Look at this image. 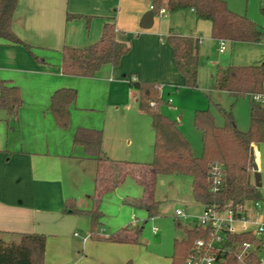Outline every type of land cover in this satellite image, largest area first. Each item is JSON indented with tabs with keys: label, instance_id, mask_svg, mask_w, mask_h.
<instances>
[{
	"label": "crops",
	"instance_id": "obj_1",
	"mask_svg": "<svg viewBox=\"0 0 264 264\" xmlns=\"http://www.w3.org/2000/svg\"><path fill=\"white\" fill-rule=\"evenodd\" d=\"M149 11V0H19L13 31L32 47L38 59L24 47L0 40V79L17 86L23 100L16 119L9 120L8 113L0 109V232L45 235L43 264L131 261L133 250L127 245L133 243L95 239L91 221L89 226L83 218L87 216L64 210L67 200H74L80 210H90L95 203V197L89 196L94 200L91 207L77 205L88 192L81 187L84 182L91 180L95 188L98 167L97 161L87 157L85 148L75 144L77 130L102 131L104 153L118 161L113 158L122 150L121 145L106 133L113 112L125 107L140 124L147 115L139 108L138 92L130 82L159 86L183 82L167 37L199 38L169 32L163 39L155 14L151 28L144 29L142 21ZM179 12L189 19L198 18L192 10ZM107 21L115 23L117 38L131 48L119 66L104 65L91 78L63 74V49L95 44ZM148 55L151 62L146 60ZM62 88L77 91L66 129L57 124L51 111V98ZM119 98H123L122 103H117ZM252 148L257 149V144ZM103 220L104 214L101 225ZM118 231L97 235L107 238ZM135 264L150 263L139 258Z\"/></svg>",
	"mask_w": 264,
	"mask_h": 264
},
{
	"label": "trees",
	"instance_id": "obj_2",
	"mask_svg": "<svg viewBox=\"0 0 264 264\" xmlns=\"http://www.w3.org/2000/svg\"><path fill=\"white\" fill-rule=\"evenodd\" d=\"M19 0H0V40L10 45L24 47L33 56L32 47L21 40L13 31V21ZM153 13L158 16L161 9L167 14L180 10H192L195 15L211 23V34L215 40L230 42H261L263 30L246 16L231 11L224 0H149ZM264 15V7L261 9ZM75 17V16H72ZM167 42L173 50L175 65L188 87H197L200 39L170 35ZM131 48L117 38L113 21L104 24L100 40L81 47H65L62 53V72L65 75L91 78L104 66H119L122 58ZM38 59V57L35 56ZM215 87L235 98L263 94L264 63L254 66L218 67ZM130 86L138 92L141 111L151 118L155 133L154 159L152 163L140 165L125 161H113L103 151V134L100 130L79 128L75 144L85 148L87 157L98 163L95 182V203L90 210L76 208L74 200H67L65 212L89 217L91 236L116 243L138 244L141 228L128 227L107 238L96 234L101 226L100 203L105 193L117 189L132 175L142 187V197L127 200V203L143 209L149 217L157 214L159 203L155 199L159 174L188 176L193 180V194L197 203L206 207L216 204L220 208L229 204H245L260 197L251 170L254 144H264V105L251 102L250 129L241 131L231 112L219 108L225 119L224 126L216 125L214 117L207 110L195 113V126L202 134L203 154L194 156L191 146L182 134L179 123L160 111L163 99L160 86L154 83L132 80ZM77 100V91L70 88L57 90L51 98V111L61 128H68L69 109ZM23 104L20 89L10 81L0 79V109L5 110L9 120L16 119ZM221 172L218 190L212 192L213 166ZM188 238L175 242L172 264H184L192 251L194 241L207 237V231L198 225L187 230ZM46 236L43 234H16L0 232V264H43L46 252ZM236 242H252L260 245V239L250 235H237ZM125 264H132L128 261Z\"/></svg>",
	"mask_w": 264,
	"mask_h": 264
},
{
	"label": "rangeland",
	"instance_id": "obj_3",
	"mask_svg": "<svg viewBox=\"0 0 264 264\" xmlns=\"http://www.w3.org/2000/svg\"><path fill=\"white\" fill-rule=\"evenodd\" d=\"M224 1L231 11L246 16L264 32V15L261 11L264 7V0ZM177 12L165 16L158 15L160 36L165 39L169 32L182 35L189 33V36L200 39L197 87L186 86L184 79L182 84L178 85L161 84L160 94L163 103L160 106V111L178 121L180 130L188 140L194 156L201 157L203 141L201 132L195 126L196 111H209L214 117L216 125L224 126L225 119L219 110L222 108L232 113L239 130L248 131L250 129L252 98L244 96L237 99L226 91L216 89L214 77L218 67L263 64L264 38L261 42L227 41L226 50L221 53L219 40L212 37L210 22L199 21L198 18L189 19L183 12ZM146 60L151 62L152 57L148 55ZM112 100L114 101V98ZM170 100L171 102H169ZM122 102L123 98L117 99V103ZM112 115L113 118L107 123L106 133L115 138L121 145L119 148H122L113 159L140 165L152 163L155 133L150 116L148 114L143 115L140 124V122L133 120L131 113L125 111V107H122L118 113L113 112ZM254 159L262 176V186L258 188L260 197L257 200L247 201L245 208L252 213V216L263 222L264 144H257V149H254ZM251 177L254 182L253 169L251 170ZM81 187L86 188L88 192L79 198L77 205H80L81 208L91 207L94 203L92 199L95 197L92 181L84 182ZM142 192V187L135 178L128 175L125 182L117 189L105 193L101 206L104 223L96 229V234L100 232L107 234L117 230L122 232V228L138 226L142 231L140 242L135 245H127L133 250L132 256H130L132 264H135L139 258H146L150 264H172L175 242H183L188 238L187 230L197 226L198 219L202 217L204 212L203 205L194 199L193 180L188 176L159 174L155 192V199L159 203V207L157 214L153 217H149L145 210L127 203V200L140 199ZM258 207L261 209L259 213ZM177 210L186 212L190 218L176 217ZM83 218L89 222L90 226V219L88 217ZM261 239L264 241V234Z\"/></svg>",
	"mask_w": 264,
	"mask_h": 264
},
{
	"label": "built area",
	"instance_id": "obj_4",
	"mask_svg": "<svg viewBox=\"0 0 264 264\" xmlns=\"http://www.w3.org/2000/svg\"><path fill=\"white\" fill-rule=\"evenodd\" d=\"M159 15H167L161 9ZM219 51L226 50L227 40H219ZM252 101L264 105V95L251 96ZM171 102V101H170ZM212 192L218 190L221 172L218 165L213 166ZM256 206H259L256 204ZM258 213L261 209L258 207ZM176 217L189 219V215L181 210L176 211ZM197 225L207 231V237L194 241L192 251L184 264H264V221L261 222L252 216L245 208V204H229L220 208L218 205H207ZM237 235H250L260 239V245L252 242L239 243L233 239Z\"/></svg>",
	"mask_w": 264,
	"mask_h": 264
},
{
	"label": "water",
	"instance_id": "obj_5",
	"mask_svg": "<svg viewBox=\"0 0 264 264\" xmlns=\"http://www.w3.org/2000/svg\"><path fill=\"white\" fill-rule=\"evenodd\" d=\"M153 17H154V13L153 11H149L145 14L143 21H142V27L144 29H149L151 28L152 24H153ZM251 154L254 155V151L253 148L251 149ZM253 172H254V183L255 186L257 188H260L262 186V176L261 173L259 172L258 166L257 164L254 162L253 166H252Z\"/></svg>",
	"mask_w": 264,
	"mask_h": 264
}]
</instances>
